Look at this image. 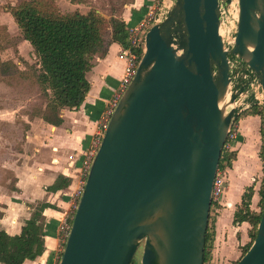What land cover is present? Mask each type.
Returning <instances> with one entry per match:
<instances>
[{
	"label": "water",
	"instance_id": "95a60500",
	"mask_svg": "<svg viewBox=\"0 0 264 264\" xmlns=\"http://www.w3.org/2000/svg\"><path fill=\"white\" fill-rule=\"evenodd\" d=\"M234 3L231 49L221 34ZM264 92V0H169L92 160L59 264H204L213 183L246 82ZM236 264H264L257 234Z\"/></svg>",
	"mask_w": 264,
	"mask_h": 264
},
{
	"label": "crops",
	"instance_id": "0c3cea01",
	"mask_svg": "<svg viewBox=\"0 0 264 264\" xmlns=\"http://www.w3.org/2000/svg\"><path fill=\"white\" fill-rule=\"evenodd\" d=\"M153 5L154 0H131L120 17L128 27L133 26L145 18ZM122 47L119 42L112 41L105 54L95 56L93 66L86 73L91 88L85 100L78 109H62L61 124H50L40 116L35 121H27L30 129L23 151L16 161L5 164L11 171L14 184L6 185V189L0 188L2 229L11 235L21 233L38 204H49L42 212L46 227L45 250L36 259H27L22 264H55L61 255L63 244L58 238V225L79 186L82 162L99 130L101 115L124 74L126 62L120 56ZM263 120L264 115L260 114L240 119L238 133L230 143V150L235 151L236 158L231 167H223L227 179L225 190L220 203L213 204L210 212L209 225L219 245V254L235 261L242 256L239 246L251 241L252 225L248 221L234 223L235 212L248 187L253 188L250 209L260 211L262 180L259 178L264 174L260 157ZM61 175L67 179V184L51 189ZM228 259H221L218 263L232 264Z\"/></svg>",
	"mask_w": 264,
	"mask_h": 264
},
{
	"label": "trees",
	"instance_id": "16d2710c",
	"mask_svg": "<svg viewBox=\"0 0 264 264\" xmlns=\"http://www.w3.org/2000/svg\"><path fill=\"white\" fill-rule=\"evenodd\" d=\"M8 11L21 30L22 38L32 45L38 56L40 67L37 79L42 88L49 93L46 105L34 116H40L53 125L62 123V109H78L84 102L91 88L86 73L93 66L95 56L105 54L112 41L123 46L129 43L128 26L120 15L112 14L107 20L95 8L86 13L79 10L64 12L55 0H23L18 5L10 6ZM251 114L264 115V106L253 104L235 114L234 123L237 119ZM260 155L264 158V153ZM235 156V152L224 147L219 167H231ZM67 182L61 175L51 189H58ZM252 195L253 188L248 187L234 216L235 224L248 221L252 225L251 241L244 246L242 254L248 250L256 237V229L262 214L263 204L259 212L250 209ZM260 195L263 203L264 178L261 182ZM48 205L46 202L38 204L19 234L11 235L0 227L2 264H22L27 259H36L44 252L46 227L42 212ZM1 215L0 212V217ZM213 237L214 231L209 225L204 261L208 259V242ZM131 264H135V259Z\"/></svg>",
	"mask_w": 264,
	"mask_h": 264
},
{
	"label": "rangeland",
	"instance_id": "374dc122",
	"mask_svg": "<svg viewBox=\"0 0 264 264\" xmlns=\"http://www.w3.org/2000/svg\"><path fill=\"white\" fill-rule=\"evenodd\" d=\"M21 1L23 0H0V188L3 189L14 184L11 171L5 164L18 159L30 129L27 121L37 120L34 114L46 105L49 98V93L37 79L40 67L38 56L32 45L22 38L21 30L8 11L10 6L18 5ZM55 3L64 12L72 9L89 11L95 8L109 20L112 14L121 15L129 0H55ZM240 119L235 122L236 134ZM261 134L263 143L260 153L263 154L264 124ZM261 160L264 168V158L261 157ZM263 178L262 173L259 179ZM262 204L264 200L263 203L260 201L259 210ZM212 207L214 206L211 209ZM218 246L215 237L208 242V259L205 264H220L218 262L221 259H228L219 254ZM243 249L244 246H239L240 252L243 253ZM141 256L142 249H139L134 258L135 264H141ZM228 261L235 263L233 259Z\"/></svg>",
	"mask_w": 264,
	"mask_h": 264
},
{
	"label": "built area",
	"instance_id": "2783aa9c",
	"mask_svg": "<svg viewBox=\"0 0 264 264\" xmlns=\"http://www.w3.org/2000/svg\"><path fill=\"white\" fill-rule=\"evenodd\" d=\"M169 0H154V5L148 10L145 18L133 26L128 27V45L123 46L120 52V56L124 58L126 64L124 68V74L120 80V83L110 98L109 104L106 110L101 115L99 120V130L95 136L92 145L87 150L85 158L82 162V172L79 182V186L76 188L72 195L71 206L61 218L58 225V238L61 241L62 251L67 238L70 233L74 214L78 205V201L84 190L88 172L91 167L92 160L98 150L100 142L102 140L105 129L107 128L111 114L115 109L118 101L122 94L132 81L135 76L137 66L145 50V34L149 27L157 20L163 18L167 12ZM237 30V9L234 3L223 8L222 23H221V34L223 37L226 48L231 49ZM233 66V81L231 82V88L236 84L237 81H241V75L243 80L246 82L244 92L238 97L239 104L235 114L251 107L253 104L264 106V92L258 84L256 78L251 75V72L244 71L242 64L237 63L235 59L232 61ZM235 123L233 121L232 127L229 131L228 141L225 147L230 149L231 140L236 136ZM227 183L226 172L223 167H219L214 179L213 190H212V205L220 203L221 197L225 190ZM61 251V252H62ZM61 255L55 264H59Z\"/></svg>",
	"mask_w": 264,
	"mask_h": 264
},
{
	"label": "flooded vegetation",
	"instance_id": "af4514ba",
	"mask_svg": "<svg viewBox=\"0 0 264 264\" xmlns=\"http://www.w3.org/2000/svg\"><path fill=\"white\" fill-rule=\"evenodd\" d=\"M205 262V261H204Z\"/></svg>",
	"mask_w": 264,
	"mask_h": 264
}]
</instances>
